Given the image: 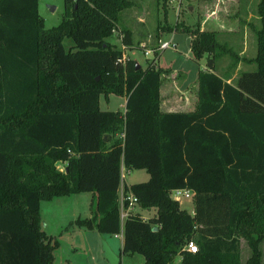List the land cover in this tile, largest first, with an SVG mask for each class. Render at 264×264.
<instances>
[{
  "label": "trees",
  "instance_id": "trees-1",
  "mask_svg": "<svg viewBox=\"0 0 264 264\" xmlns=\"http://www.w3.org/2000/svg\"><path fill=\"white\" fill-rule=\"evenodd\" d=\"M130 4L62 0L60 20L44 28L38 0H0V264H51L56 241L40 228L39 203L81 192L95 193L92 214L68 226L121 230L120 253L140 254L141 264H175L176 255L178 264H261L264 0L256 5V52L247 59L254 68L232 83L214 72L228 51L215 32L180 29L192 59L206 55L205 70L196 73L193 109L168 112L159 109L155 48L141 68L132 58L118 62L121 49L106 40ZM119 31L123 48L140 46L129 29ZM110 94L125 97L124 113L99 108V97ZM120 161L148 174L122 193L154 207L152 217L128 211L120 224ZM56 162H64L61 171ZM183 188L193 192L192 213L170 196ZM240 239L248 248L243 263ZM187 241L194 253L183 248Z\"/></svg>",
  "mask_w": 264,
  "mask_h": 264
},
{
  "label": "rangeland",
  "instance_id": "rangeland-1",
  "mask_svg": "<svg viewBox=\"0 0 264 264\" xmlns=\"http://www.w3.org/2000/svg\"><path fill=\"white\" fill-rule=\"evenodd\" d=\"M215 2L220 7L217 10ZM258 2L259 0H131V4L119 12L117 25L106 40L119 46L125 57L136 60L141 68H144L151 59L152 53L147 56L143 54L145 49L152 52V48L157 49L160 43L168 42L169 47L160 49L157 51L158 55L155 54L156 65L158 63L163 69L162 72L168 71L161 76V90H164V83H169L170 88L173 83L176 86L180 84L187 90L189 101L195 94V80L191 78V74L195 70H205L206 55L203 54L198 61H194L188 46L190 36L180 29L183 26L194 28L198 25L199 27L200 23L204 24L203 30L213 31L215 29L216 40L228 51L220 53L216 58L214 72L221 77H230L232 83L237 77L235 74L243 69L254 68V63L247 59L252 58L256 52L255 31L260 26L256 12ZM37 10L42 18L43 27L49 28L57 24L61 18L62 0H38ZM212 11L216 13L214 18L209 16ZM206 17H208L207 20H205ZM202 20L205 21L202 22ZM175 23L179 25L177 30H166V27L173 28ZM218 23L224 28H219ZM121 27L130 30L133 44L143 42L142 47L140 45L133 46L131 49L123 48L120 43L122 33L119 30ZM228 27L230 31L226 29ZM63 44L65 47L70 45V39L64 38ZM240 49L243 50V53L239 54L242 56L237 54ZM233 53L237 59L232 56ZM230 67L231 70H229ZM170 68L181 69L187 71L188 74L183 77L182 72L176 71L173 76H169L173 72ZM167 85L165 84V87ZM109 100L110 102L106 104L100 96L99 103L102 109H116L117 104L113 100L118 101L120 97L110 95ZM132 171L125 174L124 181L127 184L136 180L132 176ZM85 197L71 194L66 198L57 197L41 201L39 205L40 228L51 237L52 241H56L52 249L51 264H108L102 249L108 236L101 238L96 230H83L78 227L67 229L66 227L74 212L76 215L81 214L82 217L88 206ZM180 200H183V206H189L186 198L183 197ZM128 211L135 212L132 207ZM105 245L117 251L116 241L112 245L110 243ZM260 249L262 250L261 264H264V242ZM247 255L248 248H245L244 243L241 242L240 261ZM142 260L143 257L137 253L121 256V262L125 264H140ZM173 261L175 264L179 263L178 255L173 258Z\"/></svg>",
  "mask_w": 264,
  "mask_h": 264
},
{
  "label": "crops",
  "instance_id": "crops-1",
  "mask_svg": "<svg viewBox=\"0 0 264 264\" xmlns=\"http://www.w3.org/2000/svg\"><path fill=\"white\" fill-rule=\"evenodd\" d=\"M215 6H216V10H217V8L219 7V4L216 3ZM215 15H216V13L214 11H212V13L209 16H212V18H214ZM207 18L208 17H206L205 20H207ZM204 21L202 20V22H204ZM203 26H204V24L203 23H200L199 24V29L200 30L203 29ZM218 26H219V28H224V27H222V24L220 25L218 23ZM226 29H228V31H230L229 27L226 28ZM219 30H221V29H219ZM213 31H215V29H213ZM216 31H218V30H216ZM242 47L244 48V46H242ZM242 51H243L242 49L238 50L237 51V54L238 55L239 54H242L243 53ZM239 56H242V55H239ZM241 58H239V59H241ZM231 69L232 68L230 67L229 70H231ZM164 70H165V68H164ZM171 70H173V72H171L169 74V76H173L174 75V72H176V71L182 72L181 74L183 75V77L186 76V74H188L187 71H183L181 69L172 68ZM248 70H252V69H243L240 72H242V71H248ZM197 71L198 70H195L191 74V78H193L195 80V84H194L195 85V90H196V73H197ZM164 72L166 74V72H168V71H164ZM164 72L161 73L160 77L161 76H164V74H163ZM239 73H237L235 75H238ZM222 78H223V80L225 82L231 83L230 77L224 76ZM165 84H168V85L165 87ZM163 89L164 90H161V87L159 86V109L161 111H164V112H168V111H189V110H192L193 109L194 104H195V100H196V96L194 94L193 99H190L188 101L189 97L187 96V90L185 89L184 86L182 87V86H180V84L176 86L175 83H173L171 85V88H170V84L169 83H164ZM110 95L113 96L112 94H110ZM110 95H108V97H107L106 100L103 99V101H105L104 103L107 104V103L110 102V100H109V96ZM119 97H120V100H118V101L117 100H113V101L116 102V104L118 106V107L116 106V109H114L113 111L117 110V111H119L121 113H124V110H125L124 109L125 97L124 96H119ZM99 102H100V97H99V100H98V106H99L100 109H102ZM102 110H106V108L105 109H102ZM55 165L57 166L58 170L61 171L63 169V167H64V162H56ZM130 170H133L132 171V176L136 178L135 182H133V183L142 182V181L147 180V178H148V174L145 172L144 169H128V168H125L123 166L122 161H120V166H119L120 180H119V185H118V188H117V194H118V200H119V218H120V210H122V207L120 205L121 204V200H122V196H123L122 187L124 185L127 186V185L130 184V183L127 184L124 181V177H125V174H128L130 172ZM183 189H186V188H183ZM186 190L189 192V196L186 197V200H187V203L189 204V206H187V207L183 206L182 205L183 204V200H180V199H179L178 203H179V206L180 207L186 209L189 213H192L193 212V206H194V204H193V192L190 189H186ZM70 195L71 194L63 195V196H55V197H52L51 199L57 198V197H64V198H66V197H68ZM73 195H83V196H86L85 198H87V203H88L87 205L88 206H87V209L83 212L82 217L80 216L81 214L80 215H76L75 214L76 212H74L73 214H71L72 215L71 216L72 218H70L69 221H72L76 217H80V218H88V217H90L91 214H92L93 201H94L95 193H93V192H81V193H77V194H73ZM40 203H41V201H40ZM40 203H39V205H40ZM131 207L135 211L134 213H137L140 216V218H142L144 220L152 217L155 214V208L154 207H150V208H140V207H138V205L136 203H132L131 204ZM123 219L124 218H120V224H122ZM66 227H67V229H70V228L72 229L73 227H77V226H75V225L68 226V224H67ZM78 228H82L83 230H90V231H94L95 230V229H87V228H84V227H78ZM100 236H101V238H103L104 236H108V239L105 240V244L106 243H110L112 245L113 242L116 241L117 251L112 250L108 245H107V247L114 254H116V255L119 256V263L120 264H125V263L121 262V256H122V253H120V248H121V244H122V232H121V230H120L119 233H116V234H112V235L100 234ZM241 242L244 243V241L242 239H240V245H239V247H241ZM263 242H264V239L261 241L260 246H261V244ZM244 246H245V248H247L246 245H245V243H244ZM261 252H262V250H261ZM178 257L180 259V256L179 255H178ZM245 258L242 261H240V263H243V261L245 260ZM142 262H143V260H142ZM142 262H140V264ZM261 263H262V256H261Z\"/></svg>",
  "mask_w": 264,
  "mask_h": 264
},
{
  "label": "built area",
  "instance_id": "built-area-1",
  "mask_svg": "<svg viewBox=\"0 0 264 264\" xmlns=\"http://www.w3.org/2000/svg\"><path fill=\"white\" fill-rule=\"evenodd\" d=\"M140 45H141L140 47H142L143 43H141ZM166 47H169V43L168 42H162V43L159 44L157 49L155 48V50L157 52L158 50L164 49ZM149 53H152L151 56H150L152 58L153 57V51L151 52V50H147V49H145L143 51V54L145 56H147ZM125 58L126 57H125L124 53L121 52V55H120L119 58H117V61L118 62H123L125 60ZM170 196L173 199L179 200L182 197H184V198L188 197L189 196V192L186 189H174V190L171 191ZM123 200H127L128 201V205L126 207H123ZM134 202H135L134 201V197L130 193H128L127 195L122 196V200H121V204H120L121 207H122V210H120V218H125L127 211L129 210V208H131V204L134 203ZM183 248L186 251L190 252V253H194L196 251V246H195V244L192 241H187L184 244Z\"/></svg>",
  "mask_w": 264,
  "mask_h": 264
},
{
  "label": "water",
  "instance_id": "water-1",
  "mask_svg": "<svg viewBox=\"0 0 264 264\" xmlns=\"http://www.w3.org/2000/svg\"><path fill=\"white\" fill-rule=\"evenodd\" d=\"M139 65L136 63V67ZM103 256L108 264H119V256L114 254L105 244L103 245Z\"/></svg>",
  "mask_w": 264,
  "mask_h": 264
}]
</instances>
